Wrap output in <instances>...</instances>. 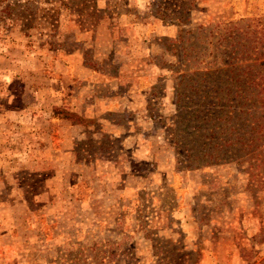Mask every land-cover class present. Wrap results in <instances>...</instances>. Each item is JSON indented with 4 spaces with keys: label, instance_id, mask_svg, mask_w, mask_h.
Returning a JSON list of instances; mask_svg holds the SVG:
<instances>
[{
    "label": "rangeland",
    "instance_id": "1",
    "mask_svg": "<svg viewBox=\"0 0 264 264\" xmlns=\"http://www.w3.org/2000/svg\"><path fill=\"white\" fill-rule=\"evenodd\" d=\"M118 3L60 14L50 48L0 26V264H264V184L232 163L176 168L171 50L180 29L199 46L231 27L228 50L264 76V0H174L181 28L155 0Z\"/></svg>",
    "mask_w": 264,
    "mask_h": 264
},
{
    "label": "trees",
    "instance_id": "2",
    "mask_svg": "<svg viewBox=\"0 0 264 264\" xmlns=\"http://www.w3.org/2000/svg\"><path fill=\"white\" fill-rule=\"evenodd\" d=\"M118 1L111 0L110 6L100 10L96 0H0V26L9 31L17 29L26 37L39 31L38 37H44L41 45L50 48L60 14L84 21L98 20L101 13L118 15L121 9ZM155 2L152 12L162 22L175 21L178 28L186 25V6L174 9V0ZM218 27L210 26L206 35L200 36L203 41H198L199 46L196 43L199 37L186 38L192 30L180 29L172 44L171 50L180 51V64L186 66L184 73L178 75L175 92L177 122L173 123L172 140L176 145V168H194L198 165L194 161L232 163L245 166L249 180L261 185L264 184V76L251 73L254 65L241 64L249 55L247 48L234 46V50H228L232 45L224 44L227 38L235 40L233 32L228 31L231 27L224 30L227 37L220 33L214 38L213 30ZM229 65L230 68H219ZM260 65L264 66V61ZM245 68L249 71L246 75ZM230 72L233 73L229 78ZM247 88L260 96L234 93L246 92ZM202 92L205 93L200 95Z\"/></svg>",
    "mask_w": 264,
    "mask_h": 264
}]
</instances>
